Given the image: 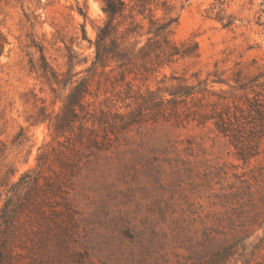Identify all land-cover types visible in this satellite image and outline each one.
I'll return each mask as SVG.
<instances>
[{
	"label": "rangeland",
	"instance_id": "1",
	"mask_svg": "<svg viewBox=\"0 0 264 264\" xmlns=\"http://www.w3.org/2000/svg\"><path fill=\"white\" fill-rule=\"evenodd\" d=\"M159 1L121 73L101 0H0V264H264V0Z\"/></svg>",
	"mask_w": 264,
	"mask_h": 264
},
{
	"label": "trees",
	"instance_id": "2",
	"mask_svg": "<svg viewBox=\"0 0 264 264\" xmlns=\"http://www.w3.org/2000/svg\"><path fill=\"white\" fill-rule=\"evenodd\" d=\"M102 11L106 19L98 28L94 45V57L88 70L95 71L97 68H104L109 63L115 62L121 68V73L124 68L131 63L134 58H143L154 60L156 63H161V56L167 50L171 32V26L177 21V16L171 17L167 15L162 18L155 17L153 10L161 7L165 14L169 12V6L165 1L159 0H101ZM147 22V27L144 28L142 21ZM228 19L224 22V26L231 24ZM131 36L142 37L146 36V41L143 45L136 46L139 41L132 44L127 43V39ZM165 46V47H164ZM196 48V45L193 44ZM1 48V43H0ZM174 49V53L178 50ZM173 53V52H171ZM75 57L71 54L68 57V68L66 74L62 78H58L47 65L43 55L40 56L39 68L44 77L49 75L57 82L62 83L64 87L71 85V89L66 96L65 107L71 108L75 105H80V100L85 93L88 92L86 77L75 79L78 72L73 71Z\"/></svg>",
	"mask_w": 264,
	"mask_h": 264
}]
</instances>
